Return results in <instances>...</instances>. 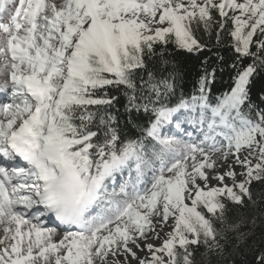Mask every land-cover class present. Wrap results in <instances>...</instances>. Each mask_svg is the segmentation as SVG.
<instances>
[{"label":"rangeland","instance_id":"obj_1","mask_svg":"<svg viewBox=\"0 0 264 264\" xmlns=\"http://www.w3.org/2000/svg\"><path fill=\"white\" fill-rule=\"evenodd\" d=\"M230 1L239 30L264 27V0H251L249 9L242 8L244 0ZM18 5L15 23L11 19ZM221 5L222 0H0V73L17 80L30 76L35 86L29 90L32 95L18 96L13 95L17 81L7 86L2 97L12 109L3 101L7 108L0 112V153L5 157L9 132L5 127L23 126L27 119L30 139L25 149L35 151L43 173L37 177L39 170L27 172L23 163L24 173L15 170L8 184L0 177V264H174L172 246L195 244L198 232L209 235L195 209L201 205L214 214L219 198L238 201L237 193L245 192V182L260 161L264 127L238 118L229 124L207 107L200 115L196 110L192 113L194 108L168 117L162 114L152 134L153 151L138 152L139 171H133L135 164L120 168L115 160L103 169L104 178L94 182L81 167L86 162L58 160L66 145L44 128L54 124L62 96L71 80L81 76L91 55H99L109 72L104 51L116 66L129 43L162 40L171 34L179 47H190L186 24L211 6ZM239 30L237 40L243 45L245 37ZM13 37L22 42L14 44L16 55L7 41ZM34 38L42 41L32 46ZM18 85L15 88L23 92V85ZM218 146L226 154L224 161L213 152ZM5 165L12 170L17 164ZM79 168L87 204L66 215L74 226L57 229L33 195L47 181L55 192L68 185L67 172ZM103 245L109 258L97 263Z\"/></svg>","mask_w":264,"mask_h":264},{"label":"trees","instance_id":"obj_2","mask_svg":"<svg viewBox=\"0 0 264 264\" xmlns=\"http://www.w3.org/2000/svg\"><path fill=\"white\" fill-rule=\"evenodd\" d=\"M252 5L244 0L242 8ZM186 28L187 48L171 34L143 39L129 43L116 66L104 51L109 72L99 55H91L62 96L54 124L44 128L66 145L59 160H86L90 175L98 178L116 159L137 160L140 150L152 152L156 120L180 108L200 115L207 107L229 124L238 118L264 127V27L239 30L231 1L222 0ZM237 196L238 201L219 198L214 214L197 206L209 235L198 232L195 244L172 246L174 264H264V147L245 192Z\"/></svg>","mask_w":264,"mask_h":264},{"label":"bare ground","instance_id":"obj_3","mask_svg":"<svg viewBox=\"0 0 264 264\" xmlns=\"http://www.w3.org/2000/svg\"><path fill=\"white\" fill-rule=\"evenodd\" d=\"M18 6H20V5H18ZM39 38H37V39H35L34 38V40H33V42H32V46L34 45V44H36V43H39V41H42L41 39L40 40H38ZM8 42L10 41L11 42V44H13V46L11 45V44H9V49H10V52H12L13 53V50L15 51L14 52V55H16V54H18L17 52V49H16V47H15V43H18V44H22V42L21 41H19L17 38H15V37H13L12 39H10V40H7ZM31 48V47H30ZM9 51V50H8ZM39 51V50H38ZM2 70V69H1ZM1 70H0V72H1ZM5 74V73H4ZM2 75L1 73H0V112H4V110L2 109V108H7V107H5V106H3L2 107V103H3V101H5V100H3V95H4V93H5V91L7 90V86H10V85H15V81H17V84L15 85V86H17L18 85V82H19V85L18 86H20L21 84L23 85V92H22V90L20 89V88H18V87H16L15 88V86H13L14 88H13V90L15 91L14 93H13V95L14 96H18L19 94H24L25 92L24 91H31V90H33V88L35 87L34 86V84H33V81H32V79H30V76H25L24 77V79L22 80V79H18L17 80V77H14L13 75ZM11 86V87H12ZM10 88V87H9ZM8 88V89H9ZM29 91V92H30ZM5 104H6V106H9L10 105V102H8V101H5ZM10 107V106H9ZM11 108V107H10ZM12 109V108H11ZM16 109H19V108H16ZM16 109H13L14 111L16 110ZM21 111H24V110H22V109H20ZM17 113V112H16ZM23 113V112H22ZM19 114H21V112L19 113ZM18 114V115H19ZM24 115V114H23ZM21 117V116H20ZM22 118V117H21ZM25 121H23L22 122V124H23V126H20V127H16L15 126V128L14 129H12V123H10V124H8V127H5V129H7L8 128V130H9V132H8V135H7V141L9 142V144H11V145H16L20 150H21V152H19V154L22 156V157H25V159H29V158H32V157H35V151L34 150H32V149H26L25 150V148H27V146L26 145H24L26 142H28L29 141V139H30V135L28 134V132L26 131L27 129L29 130V128H30V126H29V122H26V120L27 119H24ZM26 122V123H25ZM20 124H21V122H20ZM1 127V126H0ZM23 127H26L25 129L23 128ZM15 131V132H14ZM0 137H1V135H2V133H3V128L1 127L0 128ZM11 133V134H10ZM10 134V135H9ZM28 135V138H26V136ZM223 150V147H217L213 152L218 156V158L220 159V160H222V161H224V157L226 156V154L224 153V151H222ZM8 161H13L12 160V158L10 157V156H7L6 158L5 157H3V156H1V154H0V162L1 163H4V164H6V163H8ZM34 162H35V160H34ZM210 162L212 163L213 162V159L212 158H210ZM3 166V165H2ZM38 167H39V165H38ZM80 169V168H79ZM83 169H85V171H86V167L85 166H83ZM9 171H7V169H6V167H0V173H2L3 174V172L4 173H10V174H12V173H14V174H16L17 172V170L15 171V169L13 170H10V169H8ZM66 175V173L64 174V176ZM64 176H62L61 178H63V179H65V178H67L68 176L70 177V178H68V179H65L67 182H68V185L66 186V185H64L63 187H61L60 189H57V191L55 192V187H53V185H51L50 183H49V181H47V179H45V181H47L46 183H48V185H49V188H48V190L46 191V193L44 194V195H47V194H51L50 196H51V206H53V207H56L57 208V211L55 212V214L57 215V213H58V215H62V218L63 217H65L67 214H69L70 213V210H71V212H76L77 211V203L80 201V199H81V197H82V195H83V187L85 186V179H83V176H82V169H80V170H75V171H68L67 172V176L64 178ZM19 177H21V175L19 174ZM15 180H16V178H15ZM72 181H74V182H76V183H70V182H72ZM46 183H42V186H40V188L42 189V187L46 184ZM66 183V182H65ZM70 183V184H69ZM58 188H59V186H58ZM38 193H40L39 191H38ZM91 194V193H90ZM40 195V194H39ZM44 195H41L40 197L42 198ZM82 204H83V206L85 205V204H87V202L85 201V203H84V201H82ZM83 206L81 207V205L79 206L80 208L78 209L79 210V212H80V210H83L82 208H83ZM26 208V207H25ZM88 208V207H87ZM89 210V209H88ZM90 212V211H89ZM84 213V212H83ZM88 214V213H87ZM37 216V215H36ZM40 216H38V218H39ZM37 218V217H36ZM36 218H34V219H36ZM66 218V217H65ZM68 219H69V217H68ZM40 221L41 220H43V218H40L39 219ZM56 222V221H55ZM57 223V222H56ZM68 226V225H67ZM58 229H60V228H62L63 227V225H58ZM69 229V228H68ZM50 234L52 233V232H49ZM60 234V233H59ZM57 235H58V233H57ZM132 239H134V238H132ZM124 241V240H123ZM120 244V241H118L117 243H116V246L117 245H119ZM113 247H115V246H112V248ZM116 248V247H115ZM108 251H107V247L106 246H102L101 247V249H100V251H99V255L97 256V258H96V262L97 263H105V262H107V259L109 258V255H108Z\"/></svg>","mask_w":264,"mask_h":264}]
</instances>
